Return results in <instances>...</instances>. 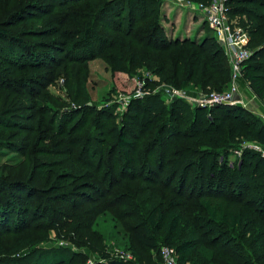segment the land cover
Returning a JSON list of instances; mask_svg holds the SVG:
<instances>
[{"label":"trees","instance_id":"1","mask_svg":"<svg viewBox=\"0 0 264 264\" xmlns=\"http://www.w3.org/2000/svg\"><path fill=\"white\" fill-rule=\"evenodd\" d=\"M50 1V7L56 6L52 2H58ZM59 1L68 5L83 0ZM90 1L86 0V5L93 11L86 18L94 16L95 21L86 23V41L96 38L98 47H89L87 42L89 51L79 54L75 46L81 39H76L71 47L72 62L84 63L101 56L112 73L123 79L140 67L156 74L160 82L178 88L207 92L229 87L231 68L215 35L201 41L170 38L161 24L162 0H102L98 9ZM43 3V0L29 3L13 12L5 26L0 27V150L8 148L22 154L23 165L31 163L34 167L36 144L32 146L33 138L22 139L21 130L34 129L31 122L35 115L16 112L37 107V102H27L32 93L39 96L35 86L43 84L42 79L47 80L50 75L41 68L59 61L55 55L58 48L50 45L42 50L44 43L27 41L28 30L20 27L15 31L20 22L14 20L21 13L32 14L29 13L32 9L43 12L50 8ZM229 3L231 16L240 17V24L249 30L250 47L254 50L243 78L257 99L263 101L264 0H230ZM52 28L47 27L42 34L52 36L50 32L55 35L59 31H51ZM28 68H31L29 74L15 72ZM48 108L41 107L40 112L46 113ZM93 113H97L93 120L97 130L105 129L104 118L113 116L111 110L101 111L88 105L82 116L87 121ZM66 126L67 123L61 124V132H65ZM96 129L86 131V135L88 132L92 135L85 142L86 157L82 154L83 159L79 160L84 161V167H95L89 174L94 181L86 183L84 209L82 205L76 210L72 206L70 212L54 209L48 215L52 203L59 201L67 206L73 194L47 195L44 189L32 186L24 172L12 178L11 174L18 172L13 166L4 165L0 169V239L30 231L36 227L34 221L41 219L42 224L57 232L61 221L80 236L79 242L85 240L86 247L100 246L107 241L100 217L110 212L117 223L123 222L130 248L137 257L136 264L145 261L146 253L157 251L161 242L174 244L184 253L179 264H264V157L261 152L245 149L237 165L228 161L230 153L245 138L264 146V120L259 115L241 105L222 104L209 110L193 108L182 100L167 104L161 94H150L130 104L123 127L114 125L108 133L99 130L95 135ZM155 188L175 191L181 199L172 197L168 201V195ZM159 197L157 203L155 198ZM157 214L160 217L155 223ZM244 220L246 228L255 230L251 239L244 233ZM27 240L24 237L10 248L1 246L0 264H87L89 261L87 253L67 247H36ZM24 248L29 250L23 256H13Z\"/></svg>","mask_w":264,"mask_h":264},{"label":"rangeland","instance_id":"2","mask_svg":"<svg viewBox=\"0 0 264 264\" xmlns=\"http://www.w3.org/2000/svg\"><path fill=\"white\" fill-rule=\"evenodd\" d=\"M33 1L35 0H0V27L5 26L6 21L13 12L21 10ZM91 1L96 3L95 9L101 6L102 0ZM162 1L161 10L163 14L161 24L169 37L173 38L172 35L176 36L177 32L193 39H196L199 33L202 34L200 39L213 37V30L199 12L180 7L175 4V1ZM43 2L44 6L50 7V0H43ZM53 3L56 4V6L50 7L43 12L32 9L31 12H29L32 14L25 15V13H21V16L14 20L15 23L20 22L19 26L14 28L15 31L20 27H25L28 30L29 36H25L27 41L31 43L38 42L39 45L41 42L44 43L40 48L42 50L50 45H56L58 48L55 55L59 57V61L56 62L54 66L41 68L42 72L48 71L50 75L47 80L45 78L42 79L44 81L43 84L40 82L35 86V91L39 96L33 95L32 93V95H30L32 98L27 102L30 103V101L33 100L37 102V107L31 108L29 111L19 110L16 112L35 115L34 121L31 122L33 123L34 129L21 130V133L22 139L25 140L28 138L30 141L33 138L32 146L34 142L36 144V167L31 163L28 165L25 163L23 165L24 157L18 152L16 153L8 148L0 150V169H2L4 165H11L14 167V170L18 171L11 174L12 178L20 177L21 173L24 172V176H26L25 179L29 178L32 186L37 189H44V192L48 193L47 195H61L67 192L73 194V196H70L71 201L67 206L57 200V202L52 203V208L47 211L48 215L52 214L54 209H57V211L62 210L70 212L72 206H74L75 210L79 205H82V209L86 208V202H84L83 196H86V183L94 181V178L89 174L94 172L95 167L93 169H89L86 166L84 167V161L79 160L83 159L82 154L86 157L85 142L87 137L92 135L91 132H88L86 135V131L89 128L92 130L97 128L93 123V120L97 117V113L91 114L86 121V118L84 119L82 116L85 107L88 105L89 107L101 111H113V116L110 119L104 118L103 121L107 123V127L105 129L99 128L100 131L108 133L109 128L114 125L123 127L125 123V114L130 104L134 101L132 100L129 106H127L124 103L123 97L132 94L135 86V79L142 77L147 72V69L138 67L133 70V74H128V76L123 79L121 75L112 73L110 66L101 56L86 60L84 63L72 62L73 50L71 47L74 45L76 39H81L80 44L77 47L75 46V51L79 54H86V51H89L86 47L87 42L90 43L89 47H98L96 38L86 41V38H88L86 37V23L88 21H95L94 16L86 18V15H88L89 12L91 13L93 9L87 7L86 0L77 3H69L68 5H61L59 0L58 2H52V5ZM46 11H49V14H47ZM36 15L38 16L35 17ZM240 19V17H233L234 22L237 23ZM53 26L56 28H52ZM47 27L52 28L51 31H53V29L54 31L59 29V31L56 32L55 35L50 32L52 36H47L46 33L42 34L44 33L43 30ZM97 31L101 34L100 29ZM30 69L31 68H28L23 72H15L16 74H29ZM129 80L131 82H127ZM158 81L159 82L151 83L147 90L148 93L150 92L149 95L157 94V92L159 93L161 91L163 84H160V80ZM258 100L259 99L250 101L246 109L259 115L264 120L263 116L260 115V113L263 112L262 109H264V100L260 101L261 103H259ZM33 106L35 105L33 104L32 107ZM41 107L42 109L49 107V111L44 113L43 110L42 113L40 112ZM85 121V127L79 130ZM64 123L65 125L67 123L66 130L65 132H61L60 127L61 124ZM30 128L33 127L31 126ZM99 130L96 129L95 135L99 133ZM135 131L137 132V130ZM6 134L8 135L9 133ZM110 144L111 140L108 142V146ZM257 145H259L258 142L245 138L242 140L240 146L234 150L242 148L244 150L249 149L260 153L256 148ZM230 154L232 155V153ZM260 154L263 156L262 153ZM242 156L236 159L233 156H229L228 159L232 162L228 161L231 165H237ZM25 170H28L29 173H25ZM32 171L34 172L33 174H31ZM166 172H164L163 175H166ZM66 173H68L69 176L65 175ZM155 189L167 194L168 201L172 197L181 199L179 196H176L175 191L164 190V188H162V190L160 188ZM87 190L92 192L89 188H87ZM118 191H121V189ZM147 194H151V191H148ZM155 200L159 203L160 197L155 198ZM22 202L26 203L25 200ZM216 210L219 214L217 206ZM40 211H44V206L40 207ZM172 215L175 216V214ZM113 217L114 215L110 212L103 213L100 217L101 230L105 238H107V241L100 246L86 247L85 240L83 239L79 242L80 236H76L72 230L63 226L61 221L58 223L59 230L57 232L49 229L48 224H42L43 222L40 219L34 221V226L36 227L31 228L30 231L17 235L4 236L0 239V252L2 251V247L10 248L12 245L18 244V241L20 243L22 238L28 237L27 241L35 243L36 247H67L77 252L87 253L89 255L87 264L109 260H121L126 263L136 264L137 257L134 250L130 248L128 234H126L123 222L121 223L119 221L117 223ZM159 217L160 215L157 214L155 223ZM243 222L245 223L244 233L247 232V239H251L255 230L253 229V231H251L253 227L246 228V220ZM243 239L245 243L248 242L245 238ZM172 245L173 246H170L163 242L159 243V249L146 253L143 256V260L145 261L141 263L163 264L161 249L167 246L177 249L174 244ZM28 250L29 248L21 249L14 253L13 256H23ZM183 254V252L179 251L178 255L177 252L178 262L180 256L181 258L184 257ZM127 255H130L133 259L131 261L125 260L124 257ZM0 257L2 256L0 255Z\"/></svg>","mask_w":264,"mask_h":264},{"label":"built area","instance_id":"3","mask_svg":"<svg viewBox=\"0 0 264 264\" xmlns=\"http://www.w3.org/2000/svg\"><path fill=\"white\" fill-rule=\"evenodd\" d=\"M165 1V0H164ZM175 1L180 7L187 10L199 12L206 23L213 30L218 43L224 50L231 68V81L229 87L224 91H200L186 88H178L166 82L162 85L161 94L167 104L177 101H185L193 108H205L211 110L218 105H241L247 107L250 101H255L256 96L243 78V72L247 61L252 57L254 50L250 47L251 35L248 29L240 22H234L230 14V0H209V2H198L195 0H170ZM160 78L147 70L142 76L135 79V87L131 95L123 97L125 105L129 106L132 100H142L147 94L151 83L159 82ZM153 92V91H152ZM256 148L264 156V146L257 145ZM244 149H236L229 156H242ZM229 160V159H228ZM230 161V160H229ZM232 162V161H230ZM163 264H179L176 249L163 247L161 249ZM131 261L130 255L124 257Z\"/></svg>","mask_w":264,"mask_h":264},{"label":"crops","instance_id":"4","mask_svg":"<svg viewBox=\"0 0 264 264\" xmlns=\"http://www.w3.org/2000/svg\"><path fill=\"white\" fill-rule=\"evenodd\" d=\"M176 34H177L176 36H173V35H172L173 39H177V38H178V39L190 38V37H188V36H184L182 33L179 34V33L177 32ZM201 35H202V34L199 33V34H198L199 37L197 36L196 39H195V38H194V39H195V40H198V41H201V40H202V39H200V38H201ZM170 38H171V37H170ZM191 39H193V38H191ZM256 100H257V97H256L255 101H256ZM258 102L261 103L260 100H258ZM262 111H263V112H261L260 115H262L263 118H264V109H262Z\"/></svg>","mask_w":264,"mask_h":264},{"label":"water","instance_id":"5","mask_svg":"<svg viewBox=\"0 0 264 264\" xmlns=\"http://www.w3.org/2000/svg\"><path fill=\"white\" fill-rule=\"evenodd\" d=\"M106 262H107V264H131V263H126V262L121 261V260H109Z\"/></svg>","mask_w":264,"mask_h":264}]
</instances>
